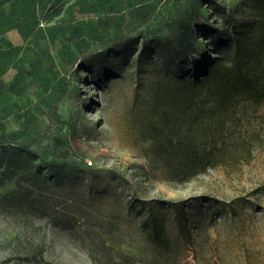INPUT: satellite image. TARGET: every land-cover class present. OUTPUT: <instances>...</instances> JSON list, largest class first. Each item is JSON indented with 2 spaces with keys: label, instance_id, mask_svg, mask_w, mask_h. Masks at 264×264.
Returning a JSON list of instances; mask_svg holds the SVG:
<instances>
[{
  "label": "rangeland",
  "instance_id": "obj_1",
  "mask_svg": "<svg viewBox=\"0 0 264 264\" xmlns=\"http://www.w3.org/2000/svg\"><path fill=\"white\" fill-rule=\"evenodd\" d=\"M166 1L43 0L20 16V34L7 33L0 264H264V102L241 105L242 146L229 138L222 156L196 141L185 158L143 133L137 75L113 80L109 68L122 66L97 63L122 16ZM207 1L194 3L196 51L174 61L181 74L203 67L205 31L225 26ZM218 2L237 23L251 19L243 0ZM21 70L37 74L25 81ZM14 145L26 146L24 159Z\"/></svg>",
  "mask_w": 264,
  "mask_h": 264
},
{
  "label": "trees",
  "instance_id": "obj_2",
  "mask_svg": "<svg viewBox=\"0 0 264 264\" xmlns=\"http://www.w3.org/2000/svg\"><path fill=\"white\" fill-rule=\"evenodd\" d=\"M32 1L22 5L26 8H20V0H0V45L8 46L10 30L20 34V16L27 17L28 10L42 6L43 0ZM195 2L167 0L159 11L147 3L143 13L132 15L134 23L122 16L126 22L120 25L115 46L104 49L97 63L106 68L113 59L122 66L121 72L112 70L113 66L109 68L113 80L127 74L137 75L134 96L144 110L139 125L150 139L166 148L181 146L185 158L191 156L196 141L221 147L224 156L228 139L237 135L234 128L241 119L238 112L241 105L247 103L256 111L264 102V0H243L251 19L239 23L218 0H208L207 7L224 19L225 26L205 31L211 42L203 47L207 58L203 67L193 66L187 74H181L175 67L176 60L184 50L196 51L192 10ZM34 17L36 23L35 13ZM143 25L145 28L139 32ZM2 58L0 54V80L7 71ZM36 74L30 70L20 72L25 81ZM8 85L9 82L1 84L0 95ZM58 108L56 104L51 111L57 114ZM4 135L0 132L3 149L9 145ZM232 143L244 144L237 138ZM14 147L24 159L26 146ZM178 211L184 215L182 206ZM179 222L182 223L180 218ZM180 228L187 233L185 227Z\"/></svg>",
  "mask_w": 264,
  "mask_h": 264
}]
</instances>
